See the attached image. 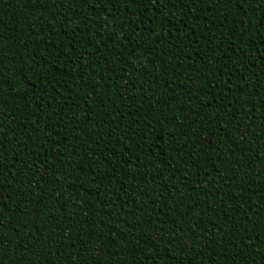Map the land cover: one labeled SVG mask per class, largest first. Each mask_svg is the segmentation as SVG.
Masks as SVG:
<instances>
[{"label":"trees","instance_id":"obj_1","mask_svg":"<svg viewBox=\"0 0 264 264\" xmlns=\"http://www.w3.org/2000/svg\"><path fill=\"white\" fill-rule=\"evenodd\" d=\"M0 264H264V0H0Z\"/></svg>","mask_w":264,"mask_h":264}]
</instances>
